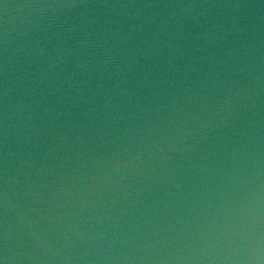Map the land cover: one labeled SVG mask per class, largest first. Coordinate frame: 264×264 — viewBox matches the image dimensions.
<instances>
[{"label": "water", "instance_id": "obj_1", "mask_svg": "<svg viewBox=\"0 0 264 264\" xmlns=\"http://www.w3.org/2000/svg\"><path fill=\"white\" fill-rule=\"evenodd\" d=\"M0 264H264V0H0Z\"/></svg>", "mask_w": 264, "mask_h": 264}]
</instances>
